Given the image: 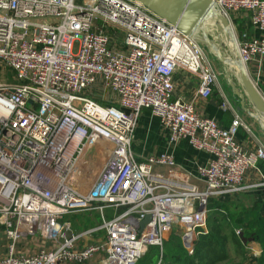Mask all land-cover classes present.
I'll return each mask as SVG.
<instances>
[{"label": "built area", "instance_id": "obj_1", "mask_svg": "<svg viewBox=\"0 0 264 264\" xmlns=\"http://www.w3.org/2000/svg\"><path fill=\"white\" fill-rule=\"evenodd\" d=\"M212 1L232 28L234 14L246 11L258 31L235 34L246 70L264 59V0ZM177 72L195 78L199 97L220 74L201 44L136 0H0V226L8 239L0 264H86L95 255L101 264H136L173 228L192 254L208 199L248 188L245 175L258 171L264 145L236 140L239 127L249 128L224 93L228 127L173 98ZM142 109L171 143L187 139L212 155L198 168L202 188L181 179L169 153L136 159ZM105 208L116 214L104 218ZM86 210L100 213V225L67 236L61 217ZM97 230L101 238L78 246ZM30 236L57 246L17 253Z\"/></svg>", "mask_w": 264, "mask_h": 264}, {"label": "crops", "instance_id": "obj_2", "mask_svg": "<svg viewBox=\"0 0 264 264\" xmlns=\"http://www.w3.org/2000/svg\"><path fill=\"white\" fill-rule=\"evenodd\" d=\"M232 25L236 36L241 40H245L244 34L248 37L258 36V31L253 28L246 11H239L234 14ZM246 67L249 76L264 97V59L255 57ZM214 68L220 74L217 84L209 96H196L195 78L190 77L187 73L177 72L173 77L174 91L172 97L191 102L200 115L214 118L219 125L228 127L233 114L230 110H224L220 107L221 92L224 93L249 128L247 131L244 127H239L236 140L246 147H254L258 143L264 145V132L257 119L250 113L253 112V109L247 104V101H245L246 109L241 108L239 98L230 89L225 69L215 67V65ZM131 150L139 161L150 155L165 152L171 154L178 168L177 171L182 174L180 176H184L181 179L200 188L204 184L199 176L198 168L207 165L212 159L210 153L195 149L187 139H180L171 143L158 118L152 115L149 109H142L138 116ZM257 169L258 171L251 169L245 175L244 183L249 185L248 188L240 192L222 193L208 199L205 226L200 229L201 233L198 238L206 235L219 239L223 238V251L227 258L217 264H264V234L261 239L257 236L264 226V161L257 162ZM153 171L167 174L166 168L158 165H153ZM252 184L255 186H251ZM93 212L64 214L60 222L69 223V230L66 235L69 236L79 231L98 227L102 217L100 213ZM115 214L111 208L104 209V218H111ZM84 216H88L91 221L87 226L82 224V217ZM175 230L176 228H173L168 235L178 234L179 230H177L178 232ZM103 235L102 230L94 231L78 241V246L82 247ZM7 243L8 239L0 226V253L6 251ZM44 245L57 246V243L42 242L37 236L24 237L19 241L16 252L31 254ZM158 262H160V258L156 259V263ZM86 264H101L100 256L95 255Z\"/></svg>", "mask_w": 264, "mask_h": 264}, {"label": "water", "instance_id": "obj_3", "mask_svg": "<svg viewBox=\"0 0 264 264\" xmlns=\"http://www.w3.org/2000/svg\"><path fill=\"white\" fill-rule=\"evenodd\" d=\"M143 4L149 11L165 19L169 24L176 27L183 34L193 37L199 44L212 52L214 57L224 65H233L236 69V76L239 85L232 79L228 84L232 93L240 100L241 108H245V101L253 109L252 116L257 119L264 132V97L253 84L248 72L240 59L237 42L232 27L222 11L214 6L212 0H136ZM213 18V25L217 35L213 37L210 31H206V22ZM200 31L199 35L196 33ZM232 41L230 54L221 50L226 45L220 37ZM227 46V45H226ZM149 216L143 221L146 222Z\"/></svg>", "mask_w": 264, "mask_h": 264}, {"label": "trees", "instance_id": "obj_4", "mask_svg": "<svg viewBox=\"0 0 264 264\" xmlns=\"http://www.w3.org/2000/svg\"><path fill=\"white\" fill-rule=\"evenodd\" d=\"M72 213L87 214L94 212L86 210ZM82 219L83 225L87 226L91 223L88 216H84ZM263 234L264 226L257 236L261 239ZM180 239L178 234H172L170 239L164 241L161 247L151 246L136 264H156L157 258H160L159 264H217L227 258V255L223 251V238L219 239L207 235L200 236L194 244L192 254H188Z\"/></svg>", "mask_w": 264, "mask_h": 264}, {"label": "rangeland", "instance_id": "obj_5", "mask_svg": "<svg viewBox=\"0 0 264 264\" xmlns=\"http://www.w3.org/2000/svg\"><path fill=\"white\" fill-rule=\"evenodd\" d=\"M204 29L206 30V31H210V33H211V35L213 36V37H215L216 35H217V32H216V30H215V27L212 25V23L211 22H206V24H205V26H204ZM232 30H233V32H234V35H235V29H233L232 28ZM200 34V31H198L197 33H196V35H199ZM202 48H203V50H204V52H205V54H206V56L211 60V63L213 64V66L215 65V67L216 66H218V67H222V68H224L225 69V75L227 76V79H232L235 83H236V85H239L238 83H239V80H238V78H237V76L235 75V73L229 68V66L228 65H224L223 63H221L220 61H218L215 57H214V55L212 54V52L210 51V50H208L206 47H204L203 45H202ZM221 50H222V52L223 53H225V54H230V49H229V47L228 46H226V45H222L221 46ZM5 80L7 81V82H14V80L11 78V72L8 70L6 73H5ZM0 80H2V79H0ZM178 229H176L175 231H177ZM178 232V231H177ZM178 234L180 235V232H178ZM170 236L171 235H168L167 237H166V240H168V239H170ZM165 240V241H166ZM181 240V239H180ZM164 242V241H163ZM181 243L183 244V242L181 241ZM163 245V244H162ZM160 262H158V263H156V264H159Z\"/></svg>", "mask_w": 264, "mask_h": 264}, {"label": "bare ground", "instance_id": "obj_6", "mask_svg": "<svg viewBox=\"0 0 264 264\" xmlns=\"http://www.w3.org/2000/svg\"><path fill=\"white\" fill-rule=\"evenodd\" d=\"M213 18L212 19H210L208 22H211L212 23V25H213ZM214 26V25H213ZM220 37H221V39L224 41V43L229 47V49H231L232 48V41L231 40H229V39H226V38H224V35H223V33H220ZM229 66V68L236 74V69L234 68V66L233 65H231V64H229L228 65ZM262 123L264 124V122L262 121Z\"/></svg>", "mask_w": 264, "mask_h": 264}]
</instances>
